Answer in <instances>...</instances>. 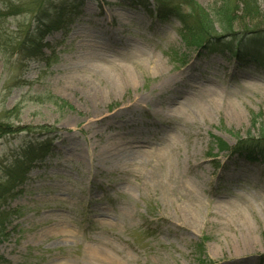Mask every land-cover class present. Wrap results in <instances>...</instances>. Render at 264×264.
<instances>
[{
    "label": "rangeland",
    "instance_id": "rangeland-1",
    "mask_svg": "<svg viewBox=\"0 0 264 264\" xmlns=\"http://www.w3.org/2000/svg\"><path fill=\"white\" fill-rule=\"evenodd\" d=\"M195 1L209 13L220 3ZM13 3L29 11L7 20L12 39L56 7L66 18L43 59L0 50V122L59 137L0 200V264H264V163L217 147L259 134L264 65L189 48L152 1L85 0L76 14L74 0ZM94 66L135 80L112 89ZM21 142L0 140V183Z\"/></svg>",
    "mask_w": 264,
    "mask_h": 264
},
{
    "label": "trees",
    "instance_id": "trees-1",
    "mask_svg": "<svg viewBox=\"0 0 264 264\" xmlns=\"http://www.w3.org/2000/svg\"><path fill=\"white\" fill-rule=\"evenodd\" d=\"M0 50L7 56H16L19 64L45 58L46 38L63 26L65 8L56 7L54 21L40 26L35 32L27 31L17 39L7 33L6 22L9 18L29 11L27 4L13 3V0H0ZM85 0H74L68 7L77 13ZM145 9L146 2L155 4V11L163 22L176 18L181 24V36L189 48L206 54L229 52L239 62H253L264 65V29L246 28L245 22L264 20V0H220L212 13L200 6L195 0H137ZM41 13V12H39ZM67 16V15H66ZM40 15L39 20H44ZM60 26V28H59ZM239 26L241 33L235 28ZM220 30V31H219ZM254 115V120H257ZM261 118V117H260ZM258 121L253 126L256 127ZM258 135L240 140L234 148L220 141V153L230 152L245 157L251 162L264 163V125L259 123ZM12 137L20 139L21 145L11 162L3 169L6 182L0 183V200L15 191L26 180L37 161H45L59 138L58 131L51 126H14L0 122V140ZM9 214L0 208V232L5 231ZM2 257L0 256V261Z\"/></svg>",
    "mask_w": 264,
    "mask_h": 264
},
{
    "label": "bare ground",
    "instance_id": "bare-ground-1",
    "mask_svg": "<svg viewBox=\"0 0 264 264\" xmlns=\"http://www.w3.org/2000/svg\"><path fill=\"white\" fill-rule=\"evenodd\" d=\"M93 71L100 82H106L110 88L124 87L126 84L133 82L134 76L123 69L111 68L110 70L100 67H93ZM126 146L133 148L132 143H126ZM252 247L249 244L240 246L239 250L244 253H251ZM242 255V254H241Z\"/></svg>",
    "mask_w": 264,
    "mask_h": 264
}]
</instances>
